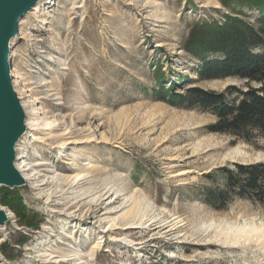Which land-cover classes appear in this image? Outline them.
<instances>
[{
    "label": "rangeland",
    "instance_id": "1",
    "mask_svg": "<svg viewBox=\"0 0 264 264\" xmlns=\"http://www.w3.org/2000/svg\"><path fill=\"white\" fill-rule=\"evenodd\" d=\"M221 1L41 0L20 19L10 68L29 127L15 150L32 180L0 188V264H264V241L224 238L264 224V204L218 211L200 194L215 169L264 163V136L211 133V114L167 90L244 87L199 80L183 48L195 22L235 14Z\"/></svg>",
    "mask_w": 264,
    "mask_h": 264
},
{
    "label": "trees",
    "instance_id": "2",
    "mask_svg": "<svg viewBox=\"0 0 264 264\" xmlns=\"http://www.w3.org/2000/svg\"><path fill=\"white\" fill-rule=\"evenodd\" d=\"M221 3L235 14L224 16L218 23L195 22L183 48L200 62L199 80L236 78L245 82L244 87L227 86L217 93L191 86L184 93L175 94V86L170 83L167 90L175 107L211 114L215 122L207 126L209 132L247 141L254 135L264 136V0ZM244 10L252 12V21L240 17L246 15ZM204 178L208 184L200 194L204 204L213 209L223 211L241 199L264 204L262 162L223 166ZM1 203L15 209L6 197L1 198Z\"/></svg>",
    "mask_w": 264,
    "mask_h": 264
},
{
    "label": "water",
    "instance_id": "3",
    "mask_svg": "<svg viewBox=\"0 0 264 264\" xmlns=\"http://www.w3.org/2000/svg\"><path fill=\"white\" fill-rule=\"evenodd\" d=\"M41 0H0V188L14 189L25 181L14 164L16 145L27 130L26 114L12 82L10 43L18 34V22ZM8 220L0 208V227Z\"/></svg>",
    "mask_w": 264,
    "mask_h": 264
},
{
    "label": "bare ground",
    "instance_id": "4",
    "mask_svg": "<svg viewBox=\"0 0 264 264\" xmlns=\"http://www.w3.org/2000/svg\"><path fill=\"white\" fill-rule=\"evenodd\" d=\"M38 6L39 4L36 7ZM18 24L19 26H21L23 23L21 20H19ZM28 125L29 124L27 121L25 126H28ZM17 151H18V148H17ZM19 159L20 157L17 152V159L15 161L16 164H14L16 170L19 171V173L21 174L25 182H31L32 176H30L29 170L26 168V165H21V164L19 165L18 163ZM7 215H8V218L11 217V214H7ZM257 224L256 222H253L252 224L241 225L238 227L237 226L229 227L224 232L225 233L224 238H226L225 240L227 241V243L230 244L233 248H238L239 246L246 245V244L253 243V242L258 243V242L264 241V224H260V225H257Z\"/></svg>",
    "mask_w": 264,
    "mask_h": 264
},
{
    "label": "snow or ice",
    "instance_id": "5",
    "mask_svg": "<svg viewBox=\"0 0 264 264\" xmlns=\"http://www.w3.org/2000/svg\"><path fill=\"white\" fill-rule=\"evenodd\" d=\"M257 159H260V157H257Z\"/></svg>",
    "mask_w": 264,
    "mask_h": 264
}]
</instances>
